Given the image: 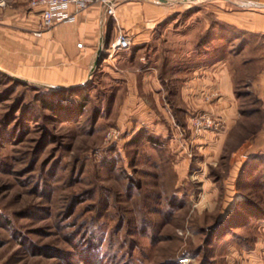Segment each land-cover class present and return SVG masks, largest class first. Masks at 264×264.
Instances as JSON below:
<instances>
[{
  "label": "rangeland",
  "instance_id": "rangeland-1",
  "mask_svg": "<svg viewBox=\"0 0 264 264\" xmlns=\"http://www.w3.org/2000/svg\"><path fill=\"white\" fill-rule=\"evenodd\" d=\"M5 1L0 7V264H243L235 249L252 246L264 227V148L238 151L235 140L221 143L226 121L212 112L224 121L223 129L193 132L192 117L201 113L185 122L175 115L173 122L145 124L119 101L113 103L115 92L95 69L87 70L83 83H57L62 71L53 50L45 58L37 45L29 50L13 41L21 35L19 18H33L35 8L29 0ZM221 4V26L213 14H204L205 39L213 52L210 34L221 27L224 62L247 123L241 135H248L247 115L257 109L254 115L264 117L262 101L245 96L251 93L250 79L264 66V36L224 20L223 11H237L240 4ZM158 45L165 52L166 42ZM163 70L161 100L170 112ZM202 97L208 102L219 94ZM52 100L63 110L48 108ZM235 166L238 193L230 195L226 186ZM245 196L260 209L254 208L259 218L244 214V226H228ZM183 257L189 259L180 263Z\"/></svg>",
  "mask_w": 264,
  "mask_h": 264
},
{
  "label": "crops",
  "instance_id": "crops-1",
  "mask_svg": "<svg viewBox=\"0 0 264 264\" xmlns=\"http://www.w3.org/2000/svg\"><path fill=\"white\" fill-rule=\"evenodd\" d=\"M108 1L113 5L112 16L106 14L105 3L99 0L76 15L74 22L56 24L41 35L35 33L40 13L34 9L36 14L31 13L33 18H19L17 30L21 35L14 37L13 41L18 40L19 44L21 40L20 45L29 50L30 44L37 45L38 51L43 52L40 56L45 58L53 50L54 64L61 66L62 71L57 83L68 86L83 83L88 75L87 70L93 67L99 47L103 50V47L111 44L120 29L130 39L131 48L115 53L112 59L104 58L95 68L107 80L104 85L115 92L113 103L119 101L120 108L128 110L130 116H136L148 125L154 122L159 124L160 119L171 122L175 115L185 122L196 113L212 112L226 121V130L220 135L221 143L235 140L233 149L238 151L264 148V117L260 120L254 115L257 109L247 115L250 133L241 135L244 133L241 128L247 123L238 106L241 94L234 93L233 74H230L227 62H224L221 27L217 31L215 27L213 36L209 38V42L214 43L213 52L207 47L204 14L206 11L213 14L216 23L221 26V9L224 8L221 3L224 0ZM253 1L242 0L237 11H223L224 20L247 29L253 36H264V8H250ZM162 28L165 34L161 33ZM161 42H166L165 52L158 45ZM78 43H82V46L78 47ZM164 68L168 73V100L173 115L161 100L165 96L161 80V70L164 71ZM262 68L258 75L250 79L251 93L245 96L261 100L264 115V66ZM214 90L218 91L219 97L203 101L202 96ZM121 92L123 95L118 97ZM207 139L213 138L209 136ZM234 160H231L233 165L237 162ZM236 168L230 171L227 181L230 195L238 193L234 182L237 178ZM260 229L251 247L242 252L234 251V256L242 257L243 264H264V227Z\"/></svg>",
  "mask_w": 264,
  "mask_h": 264
},
{
  "label": "built area",
  "instance_id": "built-area-1",
  "mask_svg": "<svg viewBox=\"0 0 264 264\" xmlns=\"http://www.w3.org/2000/svg\"><path fill=\"white\" fill-rule=\"evenodd\" d=\"M99 0H29L28 5L31 9H38L40 13V22L38 29L35 31L37 35H41L43 31L50 29L56 24H66L74 22L76 15L81 11L87 9L92 4ZM105 3L104 11L107 15L112 16L114 13L113 5L108 0H100ZM230 4H241V0H224ZM108 3V4H106ZM6 4L5 0H0V7ZM251 6L264 5V0H255L250 3ZM82 43H78L81 47ZM132 44L128 36L122 31L118 30L113 42L106 47H103V53L107 58H110L119 51H126L131 48ZM207 99V97L205 98ZM191 128L193 132L218 130L224 128V121L217 119L210 114H196L192 117ZM189 258L183 257L180 263H185Z\"/></svg>",
  "mask_w": 264,
  "mask_h": 264
},
{
  "label": "trees",
  "instance_id": "trees-1",
  "mask_svg": "<svg viewBox=\"0 0 264 264\" xmlns=\"http://www.w3.org/2000/svg\"><path fill=\"white\" fill-rule=\"evenodd\" d=\"M211 35H213V34H210V36ZM210 36H208V37H210ZM68 90L75 91V88H68ZM68 90H64V91H68ZM47 107L61 111V110H63L61 108H63L64 106H62L61 102H59L58 100L56 101V103L55 102L53 103V100H52V104L48 105ZM77 111H78V114H81L82 107H78ZM245 197H246V200L244 202H242L238 206L237 205L235 206L234 213L229 217L228 226H230V227L244 226L245 221L247 220V218H246V216H248L247 214H250L251 216L253 214L254 217L259 218V213L255 209H258V210H260V209L253 202V206L255 208L254 209L251 205L252 203L250 204L251 200L247 196H245ZM244 214H246V216H244ZM216 225H218V224H216ZM249 247H251V246H247V248H249Z\"/></svg>",
  "mask_w": 264,
  "mask_h": 264
},
{
  "label": "water",
  "instance_id": "water-1",
  "mask_svg": "<svg viewBox=\"0 0 264 264\" xmlns=\"http://www.w3.org/2000/svg\"><path fill=\"white\" fill-rule=\"evenodd\" d=\"M155 1L166 2V0H155ZM200 1L206 2V0H200ZM239 2H240V0H239ZM259 6H261L260 8H264V5H259ZM103 57H104V53L102 51V47H99L97 54H96V57H95L96 59H95V62L93 64V67L91 68V71H93L98 66V64L102 61ZM16 78H18V77H16ZM18 79H20V78H18Z\"/></svg>",
  "mask_w": 264,
  "mask_h": 264
},
{
  "label": "bare ground",
  "instance_id": "bare-ground-1",
  "mask_svg": "<svg viewBox=\"0 0 264 264\" xmlns=\"http://www.w3.org/2000/svg\"><path fill=\"white\" fill-rule=\"evenodd\" d=\"M241 3H243L242 0H241ZM245 6H247V5H245ZM250 6H251V5H249V7H250ZM253 7H254V8H258L257 6H252V7H250V8H253Z\"/></svg>",
  "mask_w": 264,
  "mask_h": 264
}]
</instances>
